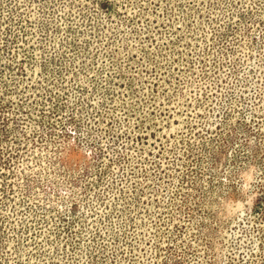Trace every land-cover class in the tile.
<instances>
[{
	"label": "rangeland",
	"instance_id": "374dc122",
	"mask_svg": "<svg viewBox=\"0 0 264 264\" xmlns=\"http://www.w3.org/2000/svg\"><path fill=\"white\" fill-rule=\"evenodd\" d=\"M0 264H264V0H0Z\"/></svg>",
	"mask_w": 264,
	"mask_h": 264
}]
</instances>
